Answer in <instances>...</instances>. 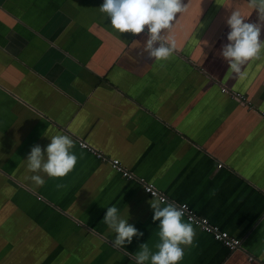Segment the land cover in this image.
<instances>
[{"label": "crops", "instance_id": "0c3cea01", "mask_svg": "<svg viewBox=\"0 0 264 264\" xmlns=\"http://www.w3.org/2000/svg\"><path fill=\"white\" fill-rule=\"evenodd\" d=\"M103 3L0 0V264H136L140 244L157 250L153 198L80 141L243 242L230 251L193 225L180 264H264V56L237 76L221 55L232 11L252 23L257 12L248 0H183L163 31L175 50L155 62L147 27L119 33ZM45 133L71 137L78 162L64 178L40 173L39 187L25 160L46 150ZM112 206L143 237L114 247L102 223Z\"/></svg>", "mask_w": 264, "mask_h": 264}, {"label": "clouds", "instance_id": "9594fccd", "mask_svg": "<svg viewBox=\"0 0 264 264\" xmlns=\"http://www.w3.org/2000/svg\"><path fill=\"white\" fill-rule=\"evenodd\" d=\"M249 5L258 15V22H248L239 11H232L226 23L230 28L227 43L222 46L221 55L229 65V70L237 76L242 75L243 67L252 60H259L264 56V40L261 32L264 30V0H248ZM101 13L111 19V26L119 33L139 35L147 27L148 39L143 45V51L150 58L157 61L168 60L175 50V41L168 37L166 40L163 31L172 26L177 14L187 11L183 0H104L99 8ZM46 136L47 133H45ZM49 137V136H48ZM46 150L40 145L31 148L25 160L30 179L36 186L42 187L45 180L40 173L50 179L64 178L71 173L78 162L77 155L72 151L74 141L68 135H53ZM57 189L65 185L57 184ZM149 201L154 211L153 221H159L157 233L159 242L153 252L148 243L139 245L136 252V264H180L185 248L191 247L196 237V231L191 223L184 220L185 212L182 207L165 203L152 193ZM115 233L112 244L116 248L131 245L133 237H143L134 225L119 215L116 206L108 207L102 221Z\"/></svg>", "mask_w": 264, "mask_h": 264}, {"label": "built area", "instance_id": "2783aa9c", "mask_svg": "<svg viewBox=\"0 0 264 264\" xmlns=\"http://www.w3.org/2000/svg\"><path fill=\"white\" fill-rule=\"evenodd\" d=\"M222 91L223 93L229 94L232 99L236 100L240 104H243L251 108L250 102L247 100V97L244 96L243 94H240L237 92H231L227 88H223ZM80 146L83 149H86L92 152L93 154H95L96 157L100 159L101 161H107L108 163H110L112 168L116 170L117 172L121 173L126 179L135 180L138 183H140V185L143 188L144 193L150 196L151 198H154L152 195V193H154L156 197L161 198L165 203L171 202L169 198L164 193H162L159 189H157V187L153 183L148 182L144 178H139L135 174L128 171L123 166L120 160L107 158L103 153L96 150L95 148H93L86 142L80 141ZM222 167H223L222 164L219 165V168H222ZM173 204H175L177 207L183 208L185 212L184 218H186L187 221L190 219L191 223L194 226L199 227L203 232L212 235L216 241L220 242L223 246L228 248L230 251L235 252V251L243 249L242 247L243 242L241 239L235 238L231 236L227 231H223L218 226L212 225L208 218L198 215L188 204L186 203L180 204L176 202ZM250 260L252 261L253 258H251Z\"/></svg>", "mask_w": 264, "mask_h": 264}]
</instances>
